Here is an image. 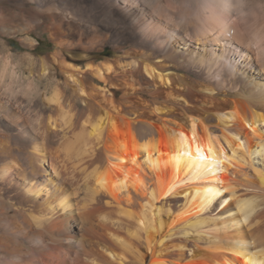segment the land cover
I'll list each match as a JSON object with an SVG mask.
<instances>
[{
    "label": "bare ground",
    "instance_id": "obj_1",
    "mask_svg": "<svg viewBox=\"0 0 264 264\" xmlns=\"http://www.w3.org/2000/svg\"><path fill=\"white\" fill-rule=\"evenodd\" d=\"M48 1L0 2L55 46L0 88V264H264V0Z\"/></svg>",
    "mask_w": 264,
    "mask_h": 264
},
{
    "label": "rangeland",
    "instance_id": "obj_2",
    "mask_svg": "<svg viewBox=\"0 0 264 264\" xmlns=\"http://www.w3.org/2000/svg\"><path fill=\"white\" fill-rule=\"evenodd\" d=\"M0 2L4 5V9H6L4 11L7 14L14 16V17L20 15L22 12V11H20L22 9V7L20 8V6H18L19 4H21L23 7L27 8L29 11H32V10L34 12L39 11L40 13H42L43 9H44V11H43V13H44L46 8L49 6L48 0H1ZM51 4H53V3L51 2ZM27 9H25L23 11H27ZM10 27H11V30H8V32H6V35L3 33L2 30H0V33H2V34H0V40L4 43L3 47L0 48L1 53H2V57L0 58V68L4 65L3 60H4L5 56L9 57L10 60L12 61V63L17 64L16 65L17 71L19 72L18 74L20 75L21 79L18 78V80L13 81L10 78V76L7 75V77H5L6 79L3 78L2 81H0V84H1L0 88L3 87L2 89L4 91L5 88L11 87L14 89V90L13 89L12 90L14 91L15 94L16 93L22 94V91L24 90L22 88H24L25 84H27V82H28L27 78L29 76H31L30 75V66L26 62L24 63V61L23 62L20 61L16 57V55L18 56V55H23V54L25 55L27 53H33L37 57H40V56L47 55V54L53 52L55 49V46L50 41L48 34L43 33V31L41 29H38L37 31L33 32L32 36L36 40L39 41V45H38L36 50H34V51L29 50L27 47H25L22 44L20 36L15 35V33L13 34V32H15V31L12 28H14V27H12V26H10ZM5 31H7V30H5ZM9 31H12V32H9ZM108 55H109V57H113L115 54L109 53ZM99 57H102V56H99ZM99 59H101V58H99ZM38 70H39L38 67L35 68V72H38ZM44 87H45V83H42L41 88L43 89ZM233 168L237 169L236 167H233Z\"/></svg>",
    "mask_w": 264,
    "mask_h": 264
}]
</instances>
